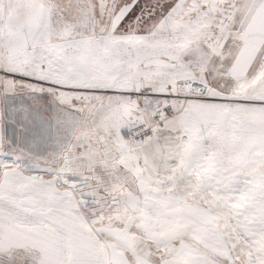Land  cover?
Segmentation results:
<instances>
[{"label": "snow or ice", "instance_id": "6c2138e0", "mask_svg": "<svg viewBox=\"0 0 264 264\" xmlns=\"http://www.w3.org/2000/svg\"><path fill=\"white\" fill-rule=\"evenodd\" d=\"M0 264H264V0H0Z\"/></svg>", "mask_w": 264, "mask_h": 264}]
</instances>
